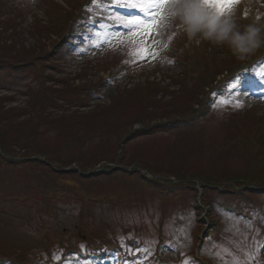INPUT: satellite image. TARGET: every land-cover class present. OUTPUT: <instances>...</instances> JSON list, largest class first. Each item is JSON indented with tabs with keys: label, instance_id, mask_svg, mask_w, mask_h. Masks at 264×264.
Returning a JSON list of instances; mask_svg holds the SVG:
<instances>
[{
	"label": "rangeland",
	"instance_id": "374dc122",
	"mask_svg": "<svg viewBox=\"0 0 264 264\" xmlns=\"http://www.w3.org/2000/svg\"><path fill=\"white\" fill-rule=\"evenodd\" d=\"M77 1L75 5L73 0H0V57L11 55L7 57L27 62L33 59L32 69L21 65L11 71L0 70V96L12 98L2 103L4 109L22 110L25 117H30L23 120L22 116L0 126L1 158L35 160L38 164L41 161L42 166L52 164L42 156L24 157L32 154L33 148L27 144L40 132L43 133L40 147L46 144L54 149L58 142L57 134L45 132L50 128L47 116L37 120L40 126L34 127L37 107L59 113L57 110L63 108L70 113L74 106L87 103L91 106L73 113L78 115L94 109L99 101L91 99L97 94L104 98L100 103L108 104L113 97L109 113L115 111L124 118L114 120L116 125L104 137L107 141L102 142L105 144L101 150L108 158L90 170L77 169L81 179L77 173L50 175L38 164H30L36 167V174L49 178L48 186L54 183L58 187L55 189H59L55 192L63 195L46 203L43 210L31 199L22 202L12 197L36 193L27 191L24 178L27 173L0 166V257L8 258L10 263L6 264H49L48 260L57 259L63 249H90L108 243L123 245L125 252L132 253L126 258L132 263V255L138 254V264H146V258L157 264H184L186 260L199 264L195 255L201 264L234 261L264 264V251L260 250L264 248V191H251L254 195L232 200L217 191L207 197L203 187L205 181H227L228 184L212 187L236 195L239 189L254 186L251 179L264 175V170L252 172L259 159L257 154H261L258 145L252 143L258 136L255 129L264 132V82L259 78L264 77V48L241 61L227 47L206 42L196 46L178 34V30L161 34L160 28L154 27L147 37L141 38L144 44L138 45L147 47L149 54L136 59L129 54L133 47L128 42L130 32L110 16L120 13L143 16L142 12L134 9L119 12L117 4L105 5V1L100 6L84 3L80 8L83 1ZM233 4L237 6L241 24L248 23L253 16L259 18L264 12V0H233ZM48 9H53L56 16L82 13L89 23L94 20L96 25L87 32L83 28L71 32V21L65 31L53 32ZM195 47L203 54L200 59L192 58L191 50ZM206 71L215 79L200 90L201 83L210 82L203 75ZM238 78L242 87L233 92L230 86ZM144 84H149L148 94L141 91ZM210 86H227L232 101L225 104L218 99L210 105L204 120L194 121L208 106L213 94ZM49 89L60 93L67 89L66 99L60 95L49 104ZM93 90L97 92L95 95L91 94ZM79 91L83 92L81 97L73 99ZM189 92L195 96L188 103ZM154 99L158 103L156 108H162L165 102L168 106L148 117L142 116L139 121L125 115L134 109H144ZM238 102L243 107H236ZM95 112L100 113L97 109ZM81 116L90 120L86 131L96 127L94 117L87 113ZM191 121L192 126H184V122ZM163 122L172 127L165 129ZM151 125H157L155 133L147 131L140 135L139 128ZM19 138L23 143L12 147ZM90 143L98 144V140ZM124 150L131 151L135 158L143 157V162L166 163L168 170L157 171L160 174L142 170L138 180L121 170L96 176V171L114 168L116 164L108 162L109 159ZM24 167L28 168V163ZM147 168L153 170V166ZM237 206L246 215L232 210ZM211 226L215 227L210 231L213 237L205 238ZM62 264L84 263L68 260Z\"/></svg>",
	"mask_w": 264,
	"mask_h": 264
},
{
	"label": "trees",
	"instance_id": "16d2710c",
	"mask_svg": "<svg viewBox=\"0 0 264 264\" xmlns=\"http://www.w3.org/2000/svg\"><path fill=\"white\" fill-rule=\"evenodd\" d=\"M73 1H74L75 5H77L79 2L77 0H73ZM82 1H83V3L80 5V8L85 3V0H82ZM52 10L53 9L49 10V16H50V20H51V24H52L51 31H53V32L65 31L71 21L72 22L70 25L71 26L70 31L73 32L74 28H84V25L87 22V20L84 18L82 13L77 14V13H72V12H65V14L63 16H56L53 14ZM57 13L59 14V11ZM196 50H197L196 47H195L194 51L191 50L192 58H199L200 59V57L203 56V54H200V50H198V51H196ZM7 56H11V55H6V56L4 55V56L0 57V70L9 69L8 71H11V69L19 68L21 65H23L24 68H27V69H31L33 67L32 62H31L33 59L30 62H27L24 59H20L17 57L11 58V57H7ZM3 61L6 62V64H3ZM184 66H185V63H184ZM186 68L189 69L188 66H186ZM199 70L200 69L198 68L196 70V72ZM188 72H190V71L188 70ZM196 72H195V74H196ZM210 74H211L210 71H206L203 74L205 77L210 79V82L201 83L200 84L201 85L200 90H201V87L202 88L209 87V85L215 79V78L214 79L210 78ZM213 75L216 76L217 74H213ZM187 76L189 77V75H187ZM145 82L149 83V81H147V80H145ZM144 85L145 86H142L143 88L141 89V91H144V93L148 94V90H147L148 87H146V86H149V84H144ZM210 88H212V91L214 90L216 93L209 100L208 105H210L212 103V101H214L215 99H218L219 95L224 94V91H225V89L223 90V87L218 88V90L215 89L216 86L215 87L210 86ZM207 92H203V94L207 93ZM67 93H68L67 89L64 93H60L59 91L54 92L53 90L49 89L47 96L50 99V102H48V103L52 104L55 101V99H57L58 96H60V95L64 96V94H67ZM82 93L83 92H81V91L76 92L75 95L73 96V99H79L81 97ZM91 94L95 95L96 91L93 90L91 92ZM55 95H57V96H55ZM193 95H194V93H191V92L188 93V97H187L188 103L193 102L194 99H191ZM64 97L66 99V96H64ZM227 98H228V94L226 95V99ZM94 99L99 100V103H97V105L94 107V109L88 110L86 113H87V115L94 117L96 127L92 128L88 131H86L85 128H86V124L89 123L90 120H89V118H84V116H81V115L86 114L83 112L85 110H83L82 112H79L78 115L73 114L77 110L79 111L80 108L86 107L85 105H87V104H84L83 106H74V109L71 110L70 113H67L68 110H65L63 108H60L59 110H57V111H60V113H59L56 111L55 112L54 111H46L42 107H39V108L37 107L38 111L34 113L37 116V119H35V122H34V127L40 126L37 120H39L40 118H43L42 116H47L48 119H46V120L49 122L50 128L46 129L45 132L57 134L58 136H56V137L58 138L57 139L58 142H57V145L55 146L54 149L50 148V146L46 145V144H43V146L40 147V145L42 143L41 141H43L42 140L43 139V133L40 132L39 134H37L34 137V139H32V137H31L29 144H27L29 147L32 146V148H33L32 154H29V155L27 154L24 157L26 158V157H31V156H42V157L46 158V160L52 164H50V165L45 164V166H42L43 163H41V161L38 164L35 160H33V161L32 160H25V159L16 158V157H15L16 160L7 161V160H3L1 158V155H0V161H2V163H0V166H5V165L10 166L13 169L15 168L18 171H24L25 173H27L26 176L24 175L27 191H36V193H31V194L27 193V195L25 196V199L26 198L28 200L31 199V201H34L35 204H38V207L40 209H42V208L44 209L46 207L45 205H47L46 203H48V202L50 203L56 199L62 198L63 195H61V193L55 192V190H59V189H55L58 187H56L54 185V183L52 185L48 186V179L49 178L46 176L44 178V176L42 174H36L34 172L36 170V167H32L30 164H34V166L38 164V166H40L39 168H43V169L47 170V172L50 175L52 174V175L57 176V174H60V176H62L64 174H76L77 173L81 179L82 175L77 171V169L79 170V169H82L84 167H86L87 169H90L93 166H95L96 164H98L99 162L104 161L108 158L105 155V153L101 150V147L105 144L102 142H104V140L107 141V139H104V137L108 135L109 128L112 125L113 126L116 125L114 120H121L124 117L122 115L116 113L115 111L112 113V115L109 113L108 106L111 104L113 97H111L109 99L110 102L108 104H106L104 102L100 103L102 100H104L103 98H101V96L96 97ZM170 100H174V98H172ZM10 101H12L11 97L9 98L6 96H4V97L0 96V110H1V112H0V114H1L0 126L3 124H5V126H6L9 123H13L25 115L22 110L19 111L17 109H13V108L5 110L2 103H8ZM156 101H157V99L149 100V102L144 106L145 107L144 109H134L125 115L129 118H134V119H136V121H139V119H141L142 116L148 117V115H150L151 113H154V111H156L157 109H163L164 110L166 108V105L168 106V104H167L168 102H165L164 104H161V105H163L162 108L161 107L156 108V105L158 104V103H156ZM224 102H230V100L229 101L226 100ZM46 103L47 102L45 101V103H43V104H46ZM49 107H51V106H49ZM96 109L99 110L100 113L95 112ZM190 109L193 112L195 111L192 108H189V110ZM193 112L188 116V118H191V115L193 114ZM225 115L227 116L228 114L225 113ZM26 118H30V117L29 116L25 117L23 120H26ZM156 118H158V117H156ZM197 118H198V116H197ZM197 118H195V120ZM240 119H243V118H240ZM252 120H253V118H252ZM27 121H31V120H27ZM36 123H38V125ZM163 123H162V125H164L165 128L171 127V125L167 124V122H165L164 124ZM152 126L153 125L149 126V128H147V129H144L142 127V128H139L138 130H140L141 133H146L147 131H153L154 127H152ZM262 127L264 129V125H262ZM77 131H80V135L78 134ZM255 132L258 136H256L254 138L252 143L255 145L256 144L258 145V148L261 151V154H257L259 159H258L257 164L253 167L252 172H255L257 170L263 172L262 170H264V136H263V138H258V137L259 136L261 137L264 134V132H261L260 129H255ZM130 137H132V136H130ZM251 139H253V138H251ZM72 140H74V141H72ZM95 140H98V144L97 143H90V142L95 141ZM125 141H128V140H125ZM22 143H23V140L20 139L19 141H15V143L12 147L19 146ZM27 145L26 144L24 145L23 150L26 148ZM251 146H252V144H251ZM123 148L127 150V148H129V147H127V148L123 147ZM120 149L121 148H119V150ZM81 150H85V152H82ZM119 150H116V151H119ZM123 152L124 153H122V154H118L117 152H115L114 154L116 156L113 159L112 158L109 159L108 162L116 164V166L114 168H112V170H110V171H112L110 173L111 175L115 174L117 171H120V170L125 172V169H127V168H132V170L134 172L137 169V170H147V171L153 172L154 174H160L157 171L166 172L168 170L167 168H165L166 163L162 164V165L161 164L157 165L155 162L152 163V161L143 162L142 161L143 157L139 156V158H135L136 156L134 154H131L130 153L131 151H129V150L127 152H125V150H124ZM5 162H6V164H5ZM27 163H28L29 167L25 168L24 165ZM73 165L75 168L73 167ZM148 166H153V170L148 169L147 168ZM68 167H71L72 169L69 171L66 170V168H68ZM56 168H58L59 170H56ZM261 172L259 174H261ZM126 173H128V172H126ZM89 176H91V175H89ZM129 176H130V174H129ZM133 176H135L137 178V180H138V178H140L138 171H136V174ZM258 178L259 179H251V181L253 182L255 187L264 190V175L263 174L259 175ZM243 180L246 181L245 179H243ZM255 180H257V181H255ZM251 181H247V184L252 183ZM230 182H232V181H230ZM235 182L239 183L240 180H236ZM56 183L58 184L57 181H56ZM204 184L210 185V186L204 187V191H207V197L215 191H217V193L219 195L221 194L222 197L228 196L227 199L231 198L232 200L238 199L237 197H243V196L245 197V195H254L253 193H250L251 192L250 189H248L247 191H240L239 193H236V195H235L232 191H228L226 189L216 190L214 187H212V186H217V185L221 186L224 184H228L227 181L209 180V181H205ZM192 189H193V187H192ZM253 192L257 193L259 191L255 190ZM70 193H72V192H68L69 195H70ZM19 198H24V196H19ZM204 202L206 204H209L207 198H204ZM90 203L91 202H89V204ZM196 207H197V209H199L198 206H196ZM111 245L112 244H108V243H99V244H97V246H100V247L98 248L97 251H94L93 254H96L98 256H110L112 253L110 251ZM80 248L84 251H91V248L90 249H88L87 247H80ZM0 259H3V261L5 263H10L8 258L4 259V258L0 257Z\"/></svg>",
	"mask_w": 264,
	"mask_h": 264
},
{
	"label": "clouds",
	"instance_id": "9594fccd",
	"mask_svg": "<svg viewBox=\"0 0 264 264\" xmlns=\"http://www.w3.org/2000/svg\"><path fill=\"white\" fill-rule=\"evenodd\" d=\"M159 28L161 34L178 30L196 46L227 47L241 61L264 48V12L241 24L235 4L218 11L203 0H168Z\"/></svg>",
	"mask_w": 264,
	"mask_h": 264
},
{
	"label": "snow or ice",
	"instance_id": "6c2138e0",
	"mask_svg": "<svg viewBox=\"0 0 264 264\" xmlns=\"http://www.w3.org/2000/svg\"><path fill=\"white\" fill-rule=\"evenodd\" d=\"M102 2L103 0H90V3L97 6H100ZM167 2L168 0H112V3L117 4L119 7L139 10L143 13V16H125L122 13L110 16L113 22H118L130 32L128 42L133 46L129 52L131 56L136 59H143L149 54L147 47L138 45L144 44L141 38L147 37L154 27L160 26L163 8ZM203 3L216 8L218 11H223L233 4V0H203ZM145 17H147V19H145ZM259 78L264 82V77ZM230 87L233 92L241 88L242 83L239 81V78L237 83ZM236 107H243V104L238 102ZM260 250L264 251V248ZM184 264H191V262L190 260H186ZM233 264H240V262L234 261Z\"/></svg>",
	"mask_w": 264,
	"mask_h": 264
}]
</instances>
